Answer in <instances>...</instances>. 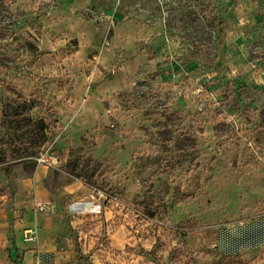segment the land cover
Here are the masks:
<instances>
[{
	"label": "rangeland",
	"instance_id": "1",
	"mask_svg": "<svg viewBox=\"0 0 264 264\" xmlns=\"http://www.w3.org/2000/svg\"><path fill=\"white\" fill-rule=\"evenodd\" d=\"M124 23L145 36L99 59ZM95 68L127 79L119 105L136 131H126L156 144L139 160L142 194L124 199L92 179L101 163L71 149L130 232L124 251L105 243L101 264H264V0H0L4 169L26 160L32 170L54 139V101Z\"/></svg>",
	"mask_w": 264,
	"mask_h": 264
},
{
	"label": "crops",
	"instance_id": "2",
	"mask_svg": "<svg viewBox=\"0 0 264 264\" xmlns=\"http://www.w3.org/2000/svg\"><path fill=\"white\" fill-rule=\"evenodd\" d=\"M141 28L129 23L112 27L98 47L99 59L121 48L133 51L140 35L145 36ZM93 38L81 40V48L90 47ZM97 74L96 68L82 74L67 96L54 101V139L42 150L52 160L50 165L34 162L31 171L26 160L9 161L10 171L0 165V264H79L82 258L101 264L110 258L105 243L115 253L129 243L130 232L120 216L123 208L114 199L97 196L87 178L69 171L71 149L79 148L102 164L92 179L118 190L124 199L142 194L139 160L154 157L155 143L126 131H136L129 111L119 105L118 89L127 79H117L118 71L106 78ZM114 115L121 119L119 127L111 122ZM41 203L54 210L38 211Z\"/></svg>",
	"mask_w": 264,
	"mask_h": 264
},
{
	"label": "built area",
	"instance_id": "3",
	"mask_svg": "<svg viewBox=\"0 0 264 264\" xmlns=\"http://www.w3.org/2000/svg\"><path fill=\"white\" fill-rule=\"evenodd\" d=\"M36 162L37 164H47V165H50L52 163V160L50 159V157L47 155V153H43L41 154L38 158H36ZM93 192L97 195V196H100V197H103L107 200H113V199H117V197L115 196H111L108 194V192H106L105 190L101 189L100 187H93L92 188ZM36 209H38V211H53L54 208L52 205H48L46 203H41V204H38L36 206ZM137 213V211H136ZM139 214L137 216H141V212H138ZM29 240H34L35 238L34 237H28ZM39 263V262H37Z\"/></svg>",
	"mask_w": 264,
	"mask_h": 264
},
{
	"label": "trees",
	"instance_id": "4",
	"mask_svg": "<svg viewBox=\"0 0 264 264\" xmlns=\"http://www.w3.org/2000/svg\"><path fill=\"white\" fill-rule=\"evenodd\" d=\"M31 120V118L29 119V121ZM71 167L69 168V171L75 176V177H78V178H83L84 176H83V173H78L77 171H76V165L75 164H73L72 162H71ZM94 175V174H93ZM93 175H92V177H93ZM89 184H92L91 182H89V181H87Z\"/></svg>",
	"mask_w": 264,
	"mask_h": 264
}]
</instances>
